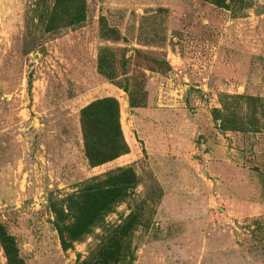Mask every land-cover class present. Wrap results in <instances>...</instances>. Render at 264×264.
I'll return each instance as SVG.
<instances>
[{
  "label": "rangeland",
  "instance_id": "1",
  "mask_svg": "<svg viewBox=\"0 0 264 264\" xmlns=\"http://www.w3.org/2000/svg\"><path fill=\"white\" fill-rule=\"evenodd\" d=\"M83 3L84 19L67 24L76 0H0V218L25 263L95 261L112 239L118 264H264V130L251 128L249 104L221 97L264 98V0L229 9L204 0ZM101 20L121 38L104 39ZM103 46L130 56L144 106L131 108L113 83L122 78L99 72ZM103 96L119 102L129 151L92 165L79 111ZM214 107L242 130L219 129ZM127 166L131 191L63 248L53 206ZM0 264H8L1 244Z\"/></svg>",
  "mask_w": 264,
  "mask_h": 264
},
{
  "label": "trees",
  "instance_id": "2",
  "mask_svg": "<svg viewBox=\"0 0 264 264\" xmlns=\"http://www.w3.org/2000/svg\"><path fill=\"white\" fill-rule=\"evenodd\" d=\"M60 3L64 0H56ZM75 0H67L71 4ZM77 5L72 8L71 16L67 24L80 22L85 17V8L83 0H76ZM218 7L229 9L231 2H237L240 7H245L247 3L244 0H204ZM70 8V7H69ZM48 22L53 26L54 17L48 14ZM104 19L103 17L101 18ZM101 20V36L106 40L117 41L121 38L118 29L110 27L106 21ZM63 21H65L63 19ZM50 26V27H51ZM49 28V27H48ZM137 54L142 55L140 49H135ZM146 56L151 62L169 66L165 61H159L158 58ZM130 56L126 53L117 57L115 49L110 46H103L98 52V69L110 81L122 78L121 81L113 82L121 88L128 96L129 106L131 108L144 106L146 99V90L143 80L135 75H130L127 65ZM120 64L121 71L117 64ZM147 69L153 70L150 65ZM31 82V81H29ZM221 97L243 100L252 107L249 114L250 126L255 131L264 130V98H258L248 94L228 95ZM259 104L262 118L254 116L256 104ZM212 116L219 129L242 130L235 117L223 115L218 108L212 109ZM79 122L83 140L84 154L92 165H101L107 163L122 154L129 151V145L124 137L120 122V105L113 96H103L95 98L88 102L79 111ZM136 182V174L129 166L119 167L111 171L106 179L101 182H95L85 186L79 192L68 195L63 206L54 205L53 225L58 232L60 242L63 248L79 239L87 229L99 220L106 210L109 209L121 196L131 191ZM110 239L98 251L97 259L79 260L78 264H118L120 245H116ZM0 244L7 258L8 264H26L19 254V248L15 237L8 233L5 225L0 218Z\"/></svg>",
  "mask_w": 264,
  "mask_h": 264
}]
</instances>
